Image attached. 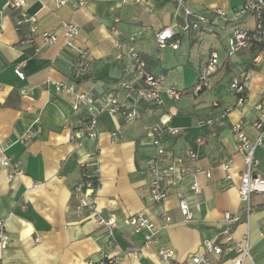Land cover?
I'll return each instance as SVG.
<instances>
[{
	"label": "crops",
	"instance_id": "0c3cea01",
	"mask_svg": "<svg viewBox=\"0 0 264 264\" xmlns=\"http://www.w3.org/2000/svg\"><path fill=\"white\" fill-rule=\"evenodd\" d=\"M11 1L0 0V146L22 173L8 181L7 169L0 166V221L9 236L7 247H0V263L97 264L104 254L115 264H163L155 248H143L142 233L135 234L123 225L124 219L142 213L155 225L158 245L174 251L169 264H184L202 253L204 241L215 239L229 213L243 218L233 235L236 240L248 236L250 257L245 264H264V194L250 197L245 219L244 203L238 196L244 158L232 132L233 125L242 122L250 140L258 135L252 123L264 116V52L251 46L228 58L226 45L233 26L209 14L215 9L238 8L245 0H192L191 11L209 17L213 33L190 31L178 38L176 51L168 48L174 53L184 39L191 48L205 42L204 36L210 37L195 72L196 80L209 54L217 53L219 66L207 89L191 91L175 102L165 100L160 107L138 102L140 118L130 124L121 117L100 114L96 141L83 138L77 127L79 115L72 112L67 98L55 92L54 83L71 82L75 56L83 50L91 66L88 78L77 84L78 90L95 99L109 95L122 99L121 81L140 85L133 62L126 56L132 46L145 61L146 71L164 78V87L181 92L191 89L195 81L189 88H180L179 80L164 66V49L154 40L157 31L174 23L181 25L185 17L171 0H148V5H136L134 0H82L84 5L77 10L73 6L78 0H68L59 8L53 0H25L23 11L35 18L38 35L34 45H21L29 37L30 25H15L19 11L9 6ZM68 21L77 26L71 47L60 35L56 44L35 50L43 32L59 31ZM113 26L117 35L110 33ZM129 36L134 37L131 43ZM117 41L123 44L121 50L115 47ZM16 68L23 78L15 74ZM242 73L246 75V102L237 106L230 84ZM164 116L169 117L168 126L181 132L176 137L164 134L161 147L171 158L194 151L196 160L187 166L210 172V178L198 173L180 186L193 214L190 223L183 222L175 196L162 205L149 201L146 163L156 153L149 129L162 126ZM71 134L84 139L82 146L70 141ZM224 157L231 161L227 171L220 167ZM254 160L253 175L264 179V138L255 149ZM81 163L97 171L98 186L91 200L98 214L116 220L109 241L105 227L79 218L76 212L73 192L81 179ZM193 182L198 185L196 193L190 190ZM161 207L170 217L168 224L159 215ZM133 250L141 255L134 257ZM234 257V252L224 251L220 257L209 258L212 264H226Z\"/></svg>",
	"mask_w": 264,
	"mask_h": 264
},
{
	"label": "built area",
	"instance_id": "2783aa9c",
	"mask_svg": "<svg viewBox=\"0 0 264 264\" xmlns=\"http://www.w3.org/2000/svg\"><path fill=\"white\" fill-rule=\"evenodd\" d=\"M56 8L63 6L68 0H53ZM177 9L185 17V21L180 25L174 23L170 27L163 28L155 33V45L159 49L170 48L176 51L179 47V37L190 31L197 33L208 32L213 33L210 28L211 22L209 17L202 14H195L191 11L189 3L192 0H171ZM136 5H148V0H134ZM84 2L78 0L73 8L77 10L82 7ZM9 6L19 11V18H15L14 23L18 27L22 23H28L29 37L21 45H34L35 38L38 35V27L34 17H28L23 8L25 0H12ZM214 18L221 21L223 25L233 26L226 45V56L232 57L241 50L256 46L260 53L264 52V0H245L238 8L224 11L215 9L210 12ZM243 21H250L249 25H240ZM115 24L117 21H114ZM110 33L117 35L115 26L110 28ZM60 35L64 44L68 47L77 35V26L71 22L62 23L59 31L43 32L41 34V43L35 46V50L39 52L45 47L54 45L58 42ZM134 37L129 36L128 41L133 42ZM115 47L121 50L123 44L119 41L115 43ZM126 56L133 62L134 74L140 85L138 87L121 81L120 86L125 91L122 99H117L114 95L105 98H92L81 92L77 88L78 81L87 76L90 72L91 59L86 51H78L72 66V80L69 83H54L56 93L67 98L73 113L79 115L77 118L78 130L82 133L83 138L89 141H96L97 118L100 114L106 113L111 117H121L126 123H133L140 118V111L136 107L138 102H143L148 106L160 107L164 101L175 102L180 100L182 92L175 87H164V78L153 75L146 71V63L132 46L126 49ZM118 58H121L119 55ZM219 66V56L215 52H211L199 72L196 81L192 87L193 93H200L209 86V78L213 75ZM15 74L19 78H23L18 68ZM246 79L245 74H240L233 78L230 89L236 98V105L241 106L246 102L244 95L243 81ZM169 117L162 118V126L154 125L150 127L149 132L152 135V145L156 149L153 157L148 159L146 163V171L149 178V201L151 203L162 205L170 196H175L178 203V210L184 223H190L193 220V214L189 208L187 199L183 196L180 186L187 178H192L198 173H203L206 178H210L209 171H202L198 167L190 168L187 162H195L196 154L192 150H188L183 157L171 158L170 155L161 147L160 142L164 134L170 136H178L179 128L168 126L166 123ZM252 127L257 131L258 135L255 140H250L243 131V123L239 122L233 125L232 132L237 141V151L243 155L245 169L240 176V184L238 187L239 200L244 203L245 219L250 213V197L253 194H264V179L255 177L252 173V166L255 164L254 152L261 144L264 138V116H260ZM77 139L73 134L69 137L70 141L77 142L78 146H82L84 139ZM231 161L224 157L220 163V167L227 171L230 168ZM0 166L7 169V180L20 175L22 170L18 164L13 163L12 159L5 154V149L0 146ZM81 179L75 186L73 199L75 201V209L82 219L94 221L97 225L105 227L108 231L107 241L111 238V230L116 227V220L113 218L105 219L100 216L95 209L91 200L95 187L93 179L97 181V171L89 170L85 163L80 164ZM190 190L194 193L198 191L197 183L190 185ZM159 215L164 219L165 223H170V217L166 210L161 207ZM241 221V217L236 214L226 213L224 215V228L218 233L215 239L204 241L201 244V254L194 255L184 264H212L210 256L220 257L222 253L234 252L235 257L226 264H245L250 257L248 236L236 240L233 230ZM123 225L129 228L133 233L143 234V248L156 249V255L163 264H169L174 259V251L167 246L158 245L157 229L155 225L142 213L132 215L123 221ZM9 243V236L5 232L2 221H0V247L6 248ZM134 257H138L141 253L138 250L130 251ZM101 261L97 264H115V260L107 255L101 256ZM1 264V263H0Z\"/></svg>",
	"mask_w": 264,
	"mask_h": 264
},
{
	"label": "rangeland",
	"instance_id": "374dc122",
	"mask_svg": "<svg viewBox=\"0 0 264 264\" xmlns=\"http://www.w3.org/2000/svg\"><path fill=\"white\" fill-rule=\"evenodd\" d=\"M205 42L206 39L209 40L206 36H204ZM212 40V39H211ZM204 41L197 43L194 47H189L187 44V40L184 39L180 46L179 51L171 52L168 48H164L161 51L162 61L164 66L168 67L172 71L173 77H175L180 82V88L186 89L189 88L195 80V72L200 66L201 58H204ZM203 46V48H202ZM220 53H224V47L221 46L219 49Z\"/></svg>",
	"mask_w": 264,
	"mask_h": 264
},
{
	"label": "trees",
	"instance_id": "16d2710c",
	"mask_svg": "<svg viewBox=\"0 0 264 264\" xmlns=\"http://www.w3.org/2000/svg\"><path fill=\"white\" fill-rule=\"evenodd\" d=\"M87 78H88V75L85 76V77H83L81 80H79L78 83H80V82L86 80ZM191 91H192V88H191V89H187V90H185V91L182 92V95L188 94V93H190ZM93 186H94L95 188L98 186V182H96V180H94V179H93ZM242 221H243V218H241V221H240V222H242ZM240 222H239V223H240ZM239 223H238V224H239Z\"/></svg>",
	"mask_w": 264,
	"mask_h": 264
}]
</instances>
